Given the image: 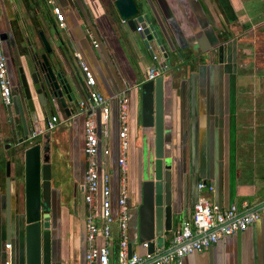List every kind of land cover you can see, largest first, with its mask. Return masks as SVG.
Returning <instances> with one entry per match:
<instances>
[{
	"label": "crops",
	"instance_id": "1",
	"mask_svg": "<svg viewBox=\"0 0 264 264\" xmlns=\"http://www.w3.org/2000/svg\"><path fill=\"white\" fill-rule=\"evenodd\" d=\"M7 1L0 0V11L14 7L15 3L12 5ZM135 1L142 12L149 14L159 44L154 39L147 43L146 36L122 22L112 5L113 0H56L64 13L65 27L58 26L46 3L44 8L45 22L58 30L79 72L76 52L81 53L91 67L96 88L108 99L109 134L104 137L98 129V138L99 150L104 146L110 149L108 171L112 176L113 208H117L119 176L116 161L119 101L125 97L128 106L127 183L130 180L128 203L131 207L138 198L142 142H146L149 158L154 142L153 128H144L141 124L140 85L148 80V70L162 65L164 60L169 71H160L165 78L164 116L173 134L172 146L167 150L176 160V175L182 174L180 182L185 183V187L179 186L177 192L172 231L177 232L181 221L191 215L193 204L201 196L220 207L260 205L264 202V109L259 108L256 100L264 97V92L244 89L245 76L237 71L239 59L250 53L247 44L254 42L257 32H263L264 0ZM17 2L16 8L21 6L22 12L37 23L36 15L41 8L37 1ZM10 15L21 34H26L22 27L23 18L18 15L17 22L13 11ZM92 39L98 46L92 44ZM49 41L52 48L48 53L50 64L56 67L55 58L61 57L67 69L59 40L52 37ZM147 44L152 45L154 52L161 53L158 60H153ZM11 50L17 59V52ZM162 52H166L167 59ZM9 75L10 85L18 86L14 68L10 67ZM85 95L83 86L78 89V103L71 117L60 120L59 116L62 117L64 112H55L60 124L51 131V141L58 142L53 137L56 134L61 142H65L66 169L71 161L75 162L84 142L85 113L75 114ZM94 111L99 125V111L97 108ZM0 116L4 123L11 122L12 109L1 105ZM9 136L10 144L5 155L10 162L9 227L6 220L5 159L0 154V264H23V213L19 193L24 186L23 151L27 145H19L9 134L6 138ZM70 174L67 169V175ZM200 181L213 185V190L198 189ZM96 221L99 223L100 219ZM112 229L116 241L117 223ZM166 234L170 237L165 246L172 237V233ZM8 243L10 247L6 246ZM132 250L141 255L146 253V248L138 242L132 243ZM72 255L73 251L65 250L61 255L54 254L53 261L68 264ZM82 261L83 254L79 263ZM182 264H264V219L220 239L207 249L187 254Z\"/></svg>",
	"mask_w": 264,
	"mask_h": 264
},
{
	"label": "water",
	"instance_id": "2",
	"mask_svg": "<svg viewBox=\"0 0 264 264\" xmlns=\"http://www.w3.org/2000/svg\"><path fill=\"white\" fill-rule=\"evenodd\" d=\"M112 5L121 21L132 30H135L137 25L143 28L141 35L146 36L144 39L147 43L151 39H154L157 44L160 43L156 32L153 31L149 14L142 12L135 0H113ZM58 40L65 53L68 68L66 69L61 57L55 58L56 67L49 63L47 54L52 48L49 40L41 32L45 53L41 54V66L37 74L32 73L30 79H27L22 73L19 85L14 84L12 88V112L15 125H20L21 129L15 131L19 145L32 130H44L45 124H40L43 117L50 118L55 112L59 114L63 111L64 115L59 118L67 119L73 115L78 103V89L83 88L84 85L76 72L75 62L69 51L62 39ZM162 56L168 58L166 52H162ZM57 67L60 71H56ZM155 68L162 72H169L165 60L162 65ZM164 79L161 73L140 85L141 124L144 128H153L154 142L149 154L150 158L147 155L146 142H142L143 163L139 175L138 203L131 206L137 212V219L132 226L134 232L132 240L129 241L130 254L133 251L132 243L134 242L142 244L146 248V253H153L156 248L165 246L170 237L166 232L176 234L172 231L173 214L176 213L179 186L183 189L185 183L180 182L182 174L176 175V160L167 150L170 145L172 146L173 134L164 116ZM50 135V131L44 132L40 137L41 142L23 151L25 193V208L22 215L23 264H55L49 228L50 215L47 213L51 192ZM9 168L10 162H7L6 220L8 227L10 226ZM132 216L133 214L130 213V219ZM7 238L10 240L9 234ZM144 243L146 246L143 245Z\"/></svg>",
	"mask_w": 264,
	"mask_h": 264
},
{
	"label": "built area",
	"instance_id": "3",
	"mask_svg": "<svg viewBox=\"0 0 264 264\" xmlns=\"http://www.w3.org/2000/svg\"><path fill=\"white\" fill-rule=\"evenodd\" d=\"M50 7L59 27H65L64 13L56 0H44ZM1 22V21H0ZM136 30L142 32L143 28L137 25ZM92 44L98 43L92 39ZM153 60H158L161 53L153 51L152 45H147ZM77 65L80 69L86 95L78 104V112L85 113L84 143L85 156L84 195L86 206V250L81 264H182L184 256L209 248L220 239L233 235L246 229L254 222L264 219V202L255 207L246 208L232 204L220 207L206 197H199L193 204L192 213L185 217L175 235H172L166 246L157 248L153 253H129L130 205L128 203L129 191L127 186V152L128 140V106L127 99L122 97L119 101L118 112V158L119 169L117 208H113L112 176L108 171V157L110 149L107 146L99 150L98 129L107 137L109 134L110 108L108 99L96 88V78L93 70L76 52ZM160 74V69L152 67L148 70L147 79H154ZM13 89L10 86L6 59L2 50L1 23H0V101L1 105L12 109ZM88 108L90 109L87 112ZM99 111V125L95 109ZM60 120L56 114L46 122L43 131L32 130L23 144L27 147L38 143L41 135L46 131L55 129ZM99 126V128H98ZM100 156L98 158V155ZM198 189L213 190V185L200 181ZM97 201L99 202L97 204ZM99 209V212H98ZM97 219L100 222L97 223ZM117 223L116 241H114L112 226ZM10 243L6 246L10 247ZM146 246V243L143 244ZM8 262H6L7 264Z\"/></svg>",
	"mask_w": 264,
	"mask_h": 264
},
{
	"label": "flooded vegetation",
	"instance_id": "4",
	"mask_svg": "<svg viewBox=\"0 0 264 264\" xmlns=\"http://www.w3.org/2000/svg\"><path fill=\"white\" fill-rule=\"evenodd\" d=\"M36 1L42 9L45 8V2L43 0H36ZM0 23H1L2 50L6 59L8 79H10V75H9L10 67L14 68L16 73V80L19 85L21 81L22 73L23 75H25L27 79H30L31 74L32 73L37 74V71L41 66L40 57L41 54L45 53V49L41 41V32H42L41 27L38 25V23L35 24V28H34L35 44H34V42L28 37V34H21L20 29L18 28L17 24H15L12 18H9L8 20L2 18ZM43 23L47 26H51L50 24L45 22V20L43 21ZM51 27L54 28V30L56 29L55 26H51ZM55 31L56 34H54L53 37H55L57 41L58 39H62L58 30L56 29ZM42 34L49 40L48 36H46L43 32ZM261 37L263 39V36ZM11 49H14L17 52V59H15V57L13 56ZM8 53L9 56L7 58ZM48 56L49 54H47V58L49 61L50 59ZM75 67H76V72L78 73L80 80L82 81L81 78L82 76L77 66ZM56 71H60V68L57 67ZM48 119L49 118L47 117H43L41 121H43L44 124H46ZM9 121L11 122H6L5 124V136L9 134L11 135L12 138L14 137L17 139L15 131L21 130L20 125L18 126L15 125L14 115H13V119ZM53 137L55 138V141L58 142H52L50 135L49 163H50V173H51V192H50L49 209L47 211V213H49L50 215L49 228L51 231L52 257L54 256V254L56 256L57 253L61 255V253H63L65 250L71 251L73 242L76 239V237L75 238L73 237V233H76V231L79 234V236L77 237V244L78 247L80 245V250H81L80 257H81L82 254L84 256L86 250V224H85L86 206L83 201L84 174H85L86 162L83 152V144H82V148L79 149L80 155L78 154V156H76L75 162L74 160L71 161L69 168H67L71 173L68 176L67 169L65 167L66 166L65 146L63 142L59 140V136L53 134ZM7 140L8 142L10 141V136ZM37 142L38 143L41 142V139L38 140ZM127 186H128V191L130 193V189H131L130 180H129V184L127 183ZM19 200H20V205L23 207L22 209L24 211L25 208L24 186L22 190H20ZM135 203L136 204L138 203V198L135 200ZM69 236L72 237V241ZM63 243L65 244V250H63L62 247Z\"/></svg>",
	"mask_w": 264,
	"mask_h": 264
},
{
	"label": "rangeland",
	"instance_id": "5",
	"mask_svg": "<svg viewBox=\"0 0 264 264\" xmlns=\"http://www.w3.org/2000/svg\"><path fill=\"white\" fill-rule=\"evenodd\" d=\"M8 3L14 5V7L12 6V9L10 8L8 11L7 10H1L0 11V15H1V20L3 18V16L5 17V20H8L11 17V13L13 11L14 13V17L15 20L17 22H19V18L18 15L21 16V18H23V25L22 27L24 28V31L26 32V34H28V37L34 42L35 44V24L32 19H30L28 17V15L24 14V12H22L21 6L17 7V0H8ZM259 4H261L258 1ZM21 12L18 14V10ZM46 16V10L39 8V14L36 15L37 17V23L38 25L41 27V31L48 36L49 40H51V38L54 36V34H56V31L54 30V28H52L51 26H47L43 23L44 18ZM262 17V16H261ZM262 19V18H260ZM258 21H262V20H258ZM235 26V25H233ZM237 30V29H235ZM260 30V29H258ZM263 30V32H257L256 35L254 36V42H252L251 44H247V48H250L251 50L249 51L250 53L247 54L245 57L240 58L239 59V68H238V73L242 74L243 76H245V81L246 83L244 84V89L246 90H251V91H262L264 92V29L262 28L261 31ZM263 36V39L262 37ZM252 37V35H251ZM251 41V40H250ZM241 63V65H240ZM235 66L238 67V63H235ZM11 86V85H10ZM243 86V85H242ZM13 88V86H11ZM257 103L259 104V108H263L264 109V97L259 98L258 100H256ZM0 108H1V101H0ZM5 124L0 116V154L2 155V159L4 158V170L6 172L7 169V162L9 161V159H6V154H7V149L9 147V142L5 136ZM64 146H65V142H63ZM23 207L21 206V210L22 213L24 214V211L22 209ZM129 213L133 214V216L131 217L130 221H129V228L127 230V237L129 240H132L133 238V225L135 224V221L137 219V212L135 209H132V207H130L129 209ZM77 229V227H76ZM71 234V233H70ZM79 236L78 232L76 231V233H73V237L76 239L73 242L72 245V249L71 252L73 251V255L70 261H68V264H73L79 263L80 260V245L78 247L77 244V237ZM71 241H72V237L69 236ZM69 239V238H68ZM70 241V240H69ZM63 250H65V244L63 243L62 245ZM67 264V263H65Z\"/></svg>",
	"mask_w": 264,
	"mask_h": 264
}]
</instances>
